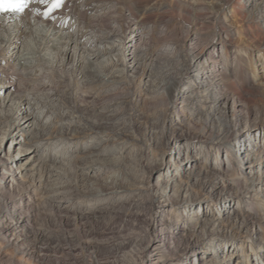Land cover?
<instances>
[{
  "label": "rangeland",
  "instance_id": "1",
  "mask_svg": "<svg viewBox=\"0 0 264 264\" xmlns=\"http://www.w3.org/2000/svg\"><path fill=\"white\" fill-rule=\"evenodd\" d=\"M198 1L205 9L187 17L193 23L182 34L168 38L162 25L140 23L152 34L144 44L119 0H63L52 11L50 0H34L18 14L66 18L72 26L61 30L83 50L39 49L26 34L20 47L30 41L35 61L13 75L14 89L0 83V214L8 207L14 226L12 244L0 242V264H200L212 242L219 247L209 264L234 251L264 264V187L244 192L264 170L242 174L246 154L263 142L257 114H243L257 113L251 92L264 101V37L250 34L261 13L257 1ZM197 68L206 81L222 72L251 90L253 104L230 93L217 100L213 84L192 94ZM35 110L49 118L34 122L32 141L18 135L12 144L8 115ZM228 200L238 235L206 226Z\"/></svg>",
  "mask_w": 264,
  "mask_h": 264
},
{
  "label": "bare ground",
  "instance_id": "2",
  "mask_svg": "<svg viewBox=\"0 0 264 264\" xmlns=\"http://www.w3.org/2000/svg\"><path fill=\"white\" fill-rule=\"evenodd\" d=\"M256 1L258 3L254 5V10L256 13H261L260 16L261 18L258 20L260 22H257V27H255L256 30L254 31V33L250 32V34L255 35L256 37L257 36L264 37V0H246V4H250L251 2L253 3ZM119 2L122 8L125 9L128 12L129 16L132 17L131 19L132 21L128 23L129 27L127 29L131 30L132 32L131 36L133 38L138 37L137 41L141 42V44L147 41V39H150V35L152 34L141 32L140 29L138 28V25H140V23L142 24L145 22L146 24V22L149 23L148 21H150V23L153 24L158 23L159 25H162L164 32L163 35L164 36L167 35L168 38H170V36L173 37L181 33L182 28L185 25L187 26V29H189L190 25H192L193 22L191 23L189 18L187 17H192V16L194 17L196 10L205 9L204 5L198 0H119ZM140 14L141 16H139ZM66 26L68 27L67 30L72 26L71 22L67 21L66 18L60 19L59 17H57L55 19H49L45 21L34 19L33 22H30L28 20L25 21V19L23 20V18H20L18 14L0 13V61L3 62L7 67L6 72L2 74L0 73V78H1L0 83L3 85V87L9 86L12 89H14L13 87L14 84L12 83L13 75L15 73L17 74L18 70L19 71L23 70L26 67L27 63L32 62L33 60L35 61L34 53H31L32 46L30 41L25 43L24 47H20L22 44V40L24 36H26V34L27 35L30 34V37H32L33 35V38L36 39V41L38 42L39 49H43L46 46V44L50 42L52 44L51 45L52 48L57 46L61 48V50L64 49L65 52H68L71 48H73V50L74 49L83 50L82 46H80V44H78L76 40H74V37L72 35L68 33H64L65 31L63 30ZM53 37L55 39L51 41V38ZM97 41H98L97 42L98 45L99 40ZM83 47H87V46H83ZM226 52L223 50V54L224 53L226 54ZM91 57L94 58L98 57V59H100L101 55L98 52L96 53L95 51V53H93ZM221 61H222V56H221ZM209 64H211L209 65L210 69H213L215 68L216 65H218L216 64L215 59L209 60ZM212 76L214 79L213 83L212 81H206V77L203 69L197 68L194 71L195 83L192 85V94L199 92V90L204 91L208 88V86H211L213 84L214 88L222 93V95L220 94L217 96V100L223 99L225 100L226 103L227 100L230 99L228 96L229 93L233 98L235 97L236 100H238L239 102H243V103L246 102L247 103L246 105L250 103L253 104L252 101L254 100L255 101L254 110L257 113H254L253 110L247 107L244 109L243 114H245L244 116L246 119H248L250 115L257 114L256 117L257 118L259 117V120L261 122V127H263V132H264V101L260 99V96H255L253 92L250 93L251 90L248 92L247 90L244 91L239 86L234 87L232 85H229L225 81V75L222 72L221 74L219 72L217 74H213ZM2 89L4 90V88ZM257 90L258 88H256L255 91ZM249 93H250V97H252L251 98L252 101L245 99L247 96L246 94ZM235 101L232 102L233 106H235L234 105ZM38 111L36 112L35 110V112L27 115H20V114H15V112H11L8 115V117L6 118L5 127H7V130L11 131L10 135L13 136L12 144L13 142H16V137L18 135L21 138L27 136L26 139L27 141L33 140L35 134L32 131V129L34 130L33 127L34 122L38 121V119H40L39 121L43 122L44 120L49 118L47 116L48 115L47 113H43L44 110H41L39 112ZM244 140L245 139H243L242 141L239 142V144H237L238 150L241 148L240 146ZM262 140H263L262 143L259 142L257 145L253 147L251 151H249L246 154L244 161L247 163V166L245 168L247 170H244L242 167L243 175H247L249 177L251 176V174H254L256 171L260 169L264 170V133L262 134ZM30 149L32 154L35 155L36 153H38L40 147L35 145ZM245 162L241 163V165L245 164ZM42 168L43 170H45L44 168L46 167L42 165ZM246 171H248V173ZM226 173H228V171ZM259 187L261 188L264 187V180L255 181L249 187L244 188L245 195L247 197H250V194L257 191ZM228 204H230L229 200L225 204H222L224 206H222L223 209L220 211L221 212V214L219 215L220 217L209 218L207 220L206 226L207 227L210 226L213 232L216 229H219V230H224L231 235H238L240 234V231H242V225L239 226L237 224L236 219L229 218V216L232 215V210L227 206ZM7 211H8V207H5L2 209L3 213L0 214V242L6 241L7 245H10L13 242L12 240H13L14 226H12L10 219L12 215H9ZM13 211L14 212L18 211L17 207H14ZM225 217H227V219H224ZM238 243L233 242L231 243V245L234 248L238 245ZM208 247L210 248L204 249L203 255L200 258L201 260L200 264H209V260L206 259V255H208L211 252H215L216 248H218L219 245L217 243L212 242L211 245L210 244L208 245ZM234 252H232L229 256H226L225 259L219 264H249V263H244L243 260H240L238 256H235L236 253ZM4 257L5 255L0 253V260L4 259ZM156 264H170V262H168L167 259H163L162 257H159L157 258Z\"/></svg>",
  "mask_w": 264,
  "mask_h": 264
},
{
  "label": "snow or ice",
  "instance_id": "3",
  "mask_svg": "<svg viewBox=\"0 0 264 264\" xmlns=\"http://www.w3.org/2000/svg\"><path fill=\"white\" fill-rule=\"evenodd\" d=\"M34 0H0V13L22 14ZM40 3H49V0H39ZM63 0H50L49 11L61 6ZM48 15V13H45Z\"/></svg>",
  "mask_w": 264,
  "mask_h": 264
}]
</instances>
